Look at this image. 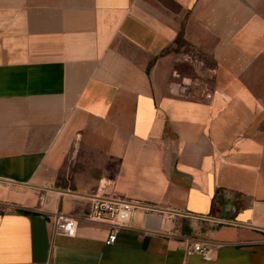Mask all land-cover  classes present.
<instances>
[{
    "label": "crops",
    "instance_id": "crops-1",
    "mask_svg": "<svg viewBox=\"0 0 264 264\" xmlns=\"http://www.w3.org/2000/svg\"><path fill=\"white\" fill-rule=\"evenodd\" d=\"M0 264H264V0H0Z\"/></svg>",
    "mask_w": 264,
    "mask_h": 264
},
{
    "label": "built area",
    "instance_id": "built-area-1",
    "mask_svg": "<svg viewBox=\"0 0 264 264\" xmlns=\"http://www.w3.org/2000/svg\"><path fill=\"white\" fill-rule=\"evenodd\" d=\"M84 198L89 203L88 214L77 217L56 212L50 216L55 232L75 236L81 224L103 225L109 230L106 244L111 245L116 243L121 230L127 228L133 210L140 206L133 200L104 194L87 195ZM189 245V253H198L203 259L210 261L214 259L213 251L221 244L189 240Z\"/></svg>",
    "mask_w": 264,
    "mask_h": 264
},
{
    "label": "rangeland",
    "instance_id": "rangeland-1",
    "mask_svg": "<svg viewBox=\"0 0 264 264\" xmlns=\"http://www.w3.org/2000/svg\"><path fill=\"white\" fill-rule=\"evenodd\" d=\"M185 69H186V71H187L189 74H192L191 71H193V68H192L191 65H190V67H186ZM192 78H193V81H196V80H197L196 73L193 72Z\"/></svg>",
    "mask_w": 264,
    "mask_h": 264
},
{
    "label": "trees",
    "instance_id": "trees-1",
    "mask_svg": "<svg viewBox=\"0 0 264 264\" xmlns=\"http://www.w3.org/2000/svg\"><path fill=\"white\" fill-rule=\"evenodd\" d=\"M176 43H177L179 46L185 45V41H184V38H183L182 33H181V35H179V37L177 38Z\"/></svg>",
    "mask_w": 264,
    "mask_h": 264
}]
</instances>
